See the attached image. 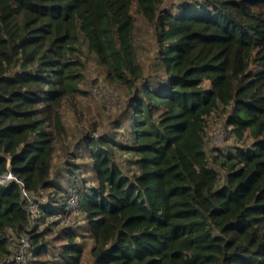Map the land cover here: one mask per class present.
I'll list each match as a JSON object with an SVG mask.
<instances>
[{
  "label": "trees",
  "instance_id": "trees-1",
  "mask_svg": "<svg viewBox=\"0 0 264 264\" xmlns=\"http://www.w3.org/2000/svg\"><path fill=\"white\" fill-rule=\"evenodd\" d=\"M82 42L126 89L101 132L77 109L88 94ZM215 113L234 142L210 157ZM55 138L75 142L61 167ZM8 171L0 264H17L27 234L29 264H82L80 229L94 264H264V0H0V176ZM22 189L43 197L31 231ZM73 190L78 221L47 224Z\"/></svg>",
  "mask_w": 264,
  "mask_h": 264
},
{
  "label": "rangeland",
  "instance_id": "rangeland-1",
  "mask_svg": "<svg viewBox=\"0 0 264 264\" xmlns=\"http://www.w3.org/2000/svg\"><path fill=\"white\" fill-rule=\"evenodd\" d=\"M177 1L179 0H166L167 3ZM79 47L83 58L86 60V66L84 69L85 81L83 83V88L88 92V94L78 101L77 109H83L85 111L84 113L87 116L95 118L100 125L98 132H101L103 129L106 130V128H108L111 118L123 107L126 96V89L122 88L121 86L117 87L116 85L109 84L102 75V66L97 64L95 56L87 51L86 46L83 42L79 45ZM144 48L145 46L141 47L139 50V53L141 54L140 58L142 59L146 58L147 56ZM66 115L69 132L77 134L80 122L77 121L75 117L76 114L73 108H68V110L66 111ZM103 122H105L104 126L102 125ZM208 122L207 150L210 151L209 156L212 157L213 154L218 153V149L225 150L226 145L234 141L232 139L224 138L223 135L222 137L217 136V133L221 128V120L216 113L209 117ZM54 142L58 148L61 146L60 142L56 138L54 139ZM74 144V141H66L63 143V146L65 148L60 147L61 149L59 151L57 150V152L55 153V165H58V167L62 166L63 162L67 159V151H72ZM116 159L125 169L133 168L132 165H130V161L132 159L130 153L117 151ZM83 172L84 171H76V177H80L78 173H81V176H88V172ZM77 213V211H73L70 214L72 224L78 221V219H76ZM76 231L77 233L75 236V240L80 242L83 247L82 264H94L89 253L91 238L84 229ZM56 232L52 233L53 236L52 234H50L48 239H51L53 237L55 238V234H57ZM62 242L63 240L61 239L56 240L58 246L61 245Z\"/></svg>",
  "mask_w": 264,
  "mask_h": 264
},
{
  "label": "built area",
  "instance_id": "built-area-1",
  "mask_svg": "<svg viewBox=\"0 0 264 264\" xmlns=\"http://www.w3.org/2000/svg\"><path fill=\"white\" fill-rule=\"evenodd\" d=\"M218 137L222 136L221 132L217 133ZM15 179V176L11 171L6 172L0 176V184H4L10 180ZM22 198L28 214V227L27 230L31 231L35 226L40 227L41 222L39 221V204L42 203L43 197L31 193L25 189H22ZM78 193L73 190L64 200V208L60 211H54L50 216H47L46 223L53 224L58 222L59 224L67 225L72 223L70 214L73 211H77L78 207ZM31 241L30 237L27 235H19L17 237V245L14 249L13 255L11 257L12 261L17 264H29Z\"/></svg>",
  "mask_w": 264,
  "mask_h": 264
}]
</instances>
